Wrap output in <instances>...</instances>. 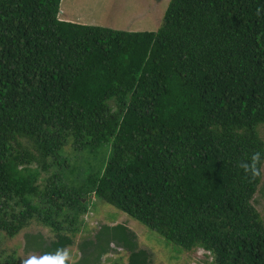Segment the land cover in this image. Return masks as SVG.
<instances>
[{
  "label": "trees",
  "instance_id": "1",
  "mask_svg": "<svg viewBox=\"0 0 264 264\" xmlns=\"http://www.w3.org/2000/svg\"><path fill=\"white\" fill-rule=\"evenodd\" d=\"M59 4L0 0V230L14 236L36 219L55 233L41 253L61 256L94 195L185 251H209L202 264H264L252 204L264 0H169L156 31L62 20ZM68 142L109 150L99 167L73 171ZM95 242L98 258L115 242L127 264H150L125 224L102 225Z\"/></svg>",
  "mask_w": 264,
  "mask_h": 264
},
{
  "label": "rangeland",
  "instance_id": "2",
  "mask_svg": "<svg viewBox=\"0 0 264 264\" xmlns=\"http://www.w3.org/2000/svg\"><path fill=\"white\" fill-rule=\"evenodd\" d=\"M169 0H60L58 17L62 20L78 22L86 25H97L117 30L130 31H156L162 24L165 10ZM78 17V19H76ZM261 138L264 141V125L258 127ZM109 145L87 155L84 151H78L71 142L64 147L62 158L68 159L69 167L73 171H84L92 166L100 165L101 157L108 154ZM32 169L34 165H26ZM23 169L22 166H19ZM56 167H51L48 172L39 170L36 182L43 187L46 178L57 172ZM94 169V168H93ZM59 171V170H58ZM89 209L82 215L80 232L74 236V244L68 246L61 256H46L41 253L40 246L54 238L55 233L36 219L30 220L29 224L14 236H8L0 230V259L14 256L19 263L29 258L37 261L48 258L53 264H59V260L66 253L64 264H76L78 259L87 258L93 264H127L126 250L119 252L109 245L107 253L98 258V242L96 234L102 225L129 224L133 221L136 226L137 241L143 249L150 253V264H171L174 262L178 246L170 243L158 232L146 227L141 222L130 217L126 213L116 209L95 197H88ZM252 204L264 220V162L262 164V179L253 195ZM87 241H93L96 245L83 246ZM116 247L121 245L111 242ZM128 256V255H127ZM195 257L202 259V251L194 253ZM207 261L209 256L206 257ZM192 261V260H190ZM197 264V263H196Z\"/></svg>",
  "mask_w": 264,
  "mask_h": 264
},
{
  "label": "crops",
  "instance_id": "3",
  "mask_svg": "<svg viewBox=\"0 0 264 264\" xmlns=\"http://www.w3.org/2000/svg\"><path fill=\"white\" fill-rule=\"evenodd\" d=\"M78 19V17L76 18ZM116 224V223H115ZM115 224H112V225H115ZM131 231H133L136 236H137V232H136V228H134L136 226V224L133 222V221H130L129 224H125ZM138 242V241H137ZM138 246L139 248H142L140 246V244L138 243ZM69 248V247H68ZM147 250V249H146ZM194 253L195 252H192V251H185L181 248L178 249L177 253H176V256H175V259H174V262H171V264H191L192 262L195 261V259L198 257H195L194 256ZM128 255V252H126V257ZM199 258V257H198ZM192 260V261H190Z\"/></svg>",
  "mask_w": 264,
  "mask_h": 264
},
{
  "label": "clouds",
  "instance_id": "4",
  "mask_svg": "<svg viewBox=\"0 0 264 264\" xmlns=\"http://www.w3.org/2000/svg\"><path fill=\"white\" fill-rule=\"evenodd\" d=\"M259 153L253 155V161L259 158ZM255 171V170H254ZM67 258V254L65 253L61 259L59 260V264H64V260ZM23 264H53V261L49 260L48 258L42 259L37 261L35 258H29L28 260L24 261Z\"/></svg>",
  "mask_w": 264,
  "mask_h": 264
},
{
  "label": "built area",
  "instance_id": "5",
  "mask_svg": "<svg viewBox=\"0 0 264 264\" xmlns=\"http://www.w3.org/2000/svg\"><path fill=\"white\" fill-rule=\"evenodd\" d=\"M110 246H111V248H113V249H115V250H117V251H119V252H123L124 251V248L123 247H116V245H114V244H110ZM198 251H202V256H203V258L202 259H204L205 258V254H207V256H209V260L211 261L212 260V258H210V253H209V251H204V250H198ZM197 252V251H196ZM107 255H109L110 256V254H108L107 253ZM200 258V257H199ZM198 257L195 259V261L194 262H192L191 264H202V263H200L198 260H201V259H199Z\"/></svg>",
  "mask_w": 264,
  "mask_h": 264
}]
</instances>
